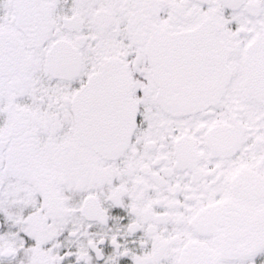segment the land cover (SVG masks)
I'll return each instance as SVG.
<instances>
[{"label":"snow or ice","instance_id":"6c2138e0","mask_svg":"<svg viewBox=\"0 0 264 264\" xmlns=\"http://www.w3.org/2000/svg\"><path fill=\"white\" fill-rule=\"evenodd\" d=\"M0 264H264V0H0Z\"/></svg>","mask_w":264,"mask_h":264}]
</instances>
